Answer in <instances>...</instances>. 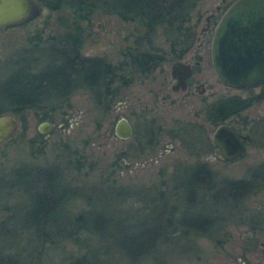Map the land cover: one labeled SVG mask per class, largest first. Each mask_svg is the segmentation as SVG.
Returning a JSON list of instances; mask_svg holds the SVG:
<instances>
[{
  "label": "rangeland",
  "instance_id": "obj_1",
  "mask_svg": "<svg viewBox=\"0 0 264 264\" xmlns=\"http://www.w3.org/2000/svg\"><path fill=\"white\" fill-rule=\"evenodd\" d=\"M227 1L232 3L234 0ZM221 3L222 0L199 2L190 21L196 36L205 25L208 14ZM60 23L56 14H49L45 8V13L27 24L0 30V81L8 76L11 69H26L32 65L35 57L49 59V53L24 50L34 45L33 36L37 32L44 39L48 38L56 33ZM85 27L83 54L117 62L122 59L121 51L131 41L129 34L134 25L122 21L117 15L96 14L89 23H85ZM29 39L33 40L31 44ZM153 41L155 46L168 49L169 43L161 29L156 31ZM196 45L195 40L190 50L193 51ZM175 60L167 59L158 64L147 77H136L120 90L107 109L97 105L89 90L80 89L71 96L69 104L55 110L49 118L43 119L35 111L26 112L24 120L17 115L19 128L10 139L0 141V171H4L3 174L0 172V221L13 210L18 213L15 225L18 229L28 230L25 231L27 240L20 242L24 248L26 245L24 254L31 250L27 245L32 241L28 234L33 232L23 228V225L33 205L34 192L31 187L28 188L29 180H21L23 174L14 171L20 167L55 164L60 167L70 165L66 178L73 187L83 188L82 192L92 201L96 223L103 224L99 228V236L94 237L96 242L92 246L91 260L108 264H137L119 254L123 245L121 239L124 235L129 238L130 235L143 233L150 251L140 264H255V252L251 249L259 241L264 242V182L234 209L226 206L219 208L221 216L227 218L230 213L232 216L221 221L219 231L213 237L195 231L182 236L181 231H185L188 225L204 226L212 205L206 207L199 202L185 204V196L176 200L172 189H169L175 183L178 168H193L200 163H205L220 179H250L253 176L255 167L264 161V97L256 94L261 87L243 91L223 84L214 71L208 50L201 77L209 89L203 94L179 92L174 96L190 102L164 103L162 95L172 94L168 79ZM235 94L246 96L251 104L227 121L249 139L241 158L225 161L214 145L207 146L201 141L207 140L212 144V133L216 127L207 116L206 109L213 103L209 101ZM172 99L173 96H170ZM122 116L127 117L135 128L133 136L128 139L119 138L115 133L116 123ZM43 121L54 123L50 134L39 131ZM148 125L159 129L157 138L149 146L144 144L143 137ZM190 125L196 129L200 139L199 155L190 151L187 135H184L189 133ZM68 180L62 179L60 184L69 187ZM13 181L20 187L15 186ZM158 191L168 193L162 199ZM131 192L143 200L134 197L125 205L123 196ZM72 203L73 207L63 208L66 210L59 213L47 229L55 230L59 222L69 220L70 223L75 213L89 209V202L81 196L73 198ZM175 205L182 208V215L174 217V222L182 229L172 227L168 237L171 242L159 240L152 245L153 233L162 228L161 219L166 212L175 213L172 209ZM67 224L65 222V226ZM253 230L252 239L244 238L250 237ZM80 236L86 238L85 233ZM84 252V248L66 240L59 245H46L41 255L38 253V258L35 257V262L30 264H68Z\"/></svg>",
  "mask_w": 264,
  "mask_h": 264
},
{
  "label": "trees",
  "instance_id": "obj_2",
  "mask_svg": "<svg viewBox=\"0 0 264 264\" xmlns=\"http://www.w3.org/2000/svg\"><path fill=\"white\" fill-rule=\"evenodd\" d=\"M47 8L49 14L55 13L61 23L54 35L43 38L40 32L29 39L31 47L24 51L49 53V59L33 58V64L29 67L11 69L8 76L0 81V115L4 113L19 115L24 120V114L35 111L43 118H49L57 109L69 104L71 96L80 89H87L92 93L94 101L101 108L111 106L116 96L123 87L130 85L136 77H147L154 67L167 59H178L188 52L195 40L196 32L192 24V12L201 0H40ZM117 15L122 21L134 25L129 34L130 42L121 51L122 59L113 62L106 57L87 56L83 54L84 45L83 30L85 23H89L92 16ZM158 29L163 31L168 49L159 48L153 44V36ZM250 100L246 102H215L210 110L208 118L214 124L225 121L247 108ZM155 124V123H154ZM190 125L187 135L190 151L200 154L201 146L196 129ZM159 129L148 125L144 132V144H151L158 136ZM207 146H213L209 141L203 140ZM70 165L60 167L55 164L49 166H37L29 168H13L16 174H23L21 180H29V186L33 193V205L23 228L32 230L28 234L31 238L30 253L24 254L25 248L21 240H25L26 229H18V213L13 210L10 215L0 221V264H30L41 255L42 248L59 245L60 242L72 240L85 252L80 257H75L68 264H108L91 260L92 246L96 242L94 237L99 236V228L103 224L96 223V216L92 207V201L83 193V188L73 187L68 180L66 170ZM2 174L3 172L0 171ZM189 176V177H188ZM192 176V177H191ZM264 161L253 170L250 179H220L207 167L200 163L193 168L181 166L175 176V183L170 186L175 199L185 196V204L199 202L211 204L212 208L207 212L204 226L188 225L182 236H187L192 231L197 234L211 237L218 233L221 221L228 220L221 216L219 208L226 206L234 209L239 206L249 195L253 194L264 180ZM68 180L69 187L60 184L62 179ZM187 178V179H184ZM20 187V184L14 182ZM106 185L105 183H101ZM115 186L116 185H107ZM65 188V189H63ZM188 189L190 191H188ZM184 192L186 195H184ZM167 191H158L162 199ZM81 196L89 202V209L75 213L72 222H59L55 230L47 229L51 221L56 220L63 208H68L71 200ZM86 196V197H85ZM140 196L134 192L124 194L126 202ZM122 200V201H123ZM121 201V202H122ZM68 205L66 206V204ZM120 202V203H121ZM235 206V207H234ZM73 207V206H72ZM171 208V207H170ZM147 210H150L146 206ZM175 213H165L161 219L159 231L153 233L151 244L159 240L171 242L169 231L174 227L180 228L174 222L175 215H182V208L177 205L172 207ZM177 211L178 214H177ZM70 213L71 210H70ZM170 215H174L173 217ZM67 222V226H65ZM56 224V223H54ZM182 229V228H180ZM85 233L86 238L80 234ZM177 237H181L178 235ZM27 240V239H26ZM122 246L119 254L137 264L141 263L150 251L149 242L145 240V234L122 237ZM28 242V241H27ZM150 244V245H151ZM41 250V251H40ZM40 251V252H39ZM140 261V262H139Z\"/></svg>",
  "mask_w": 264,
  "mask_h": 264
},
{
  "label": "water",
  "instance_id": "obj_3",
  "mask_svg": "<svg viewBox=\"0 0 264 264\" xmlns=\"http://www.w3.org/2000/svg\"><path fill=\"white\" fill-rule=\"evenodd\" d=\"M42 13H45V8L40 0H0V30L27 24ZM206 19L209 20V16ZM211 54L214 71L225 85L238 89L260 86L264 81V0H234L228 6L215 27ZM180 67L185 68L186 74L190 73L189 66L177 60L171 65L172 75ZM19 125L15 114L0 115V141L10 139ZM53 127L54 123L43 121L39 131L50 134ZM134 131L127 117L122 116L117 121V137L128 139ZM212 143L225 161L241 158L247 148L229 122L215 127ZM244 238L249 239L247 236Z\"/></svg>",
  "mask_w": 264,
  "mask_h": 264
},
{
  "label": "flooded vegetation",
  "instance_id": "obj_4",
  "mask_svg": "<svg viewBox=\"0 0 264 264\" xmlns=\"http://www.w3.org/2000/svg\"><path fill=\"white\" fill-rule=\"evenodd\" d=\"M230 4L231 3H228V1L226 0L225 3L222 2L221 4L217 5V6H219V10H217V6H216L215 10L208 14L209 20H207V19L205 20V25L201 28L200 32L196 36V41H197L196 48H194L193 51L189 50L182 57L177 59V60L182 61L184 63V65L189 66L190 73L186 74L185 68L180 67L178 70H176L175 75H172V71H171L172 69L170 67V78L168 79V83H169L170 88L172 90V94L170 96H173V99L170 100L169 95L163 94L162 95V102H164V103L170 102V101H172V102H190L189 100H181L180 98H174V96H176L179 92H183V93L194 92V93L203 94L207 89H209V85L207 84L205 79H203L201 77L202 66L204 65V58L207 56L208 50H210V52H211V42H212L215 27H216L219 19L221 18V16L223 15V13L225 12V10L228 8V6ZM209 36H211V37L209 38ZM177 60H175V61H177ZM211 60H212V54H211ZM260 87H261L260 92L256 93V94L259 97L260 96L264 97V81L261 82L260 86L249 88V89H255V88H260ZM231 88H233V87H231ZM236 89H238V88H236ZM249 89H239V90L245 91V90H249ZM209 102H213V103H215V102H246V96L244 97L241 94H235V95L229 96L227 98H219V99L209 101ZM213 103H210L208 105V108L206 109L207 115H208V109L210 110ZM250 104H251V102H250ZM147 108H149V106H147ZM223 122H228V121L226 119ZM223 122H220V123H223ZM220 123L216 124V126L219 125ZM235 129L237 130V128H235ZM238 133L240 134L241 138L243 139V141L245 142V144L247 146L248 139H249L248 136L243 135L239 131H238ZM263 182H264V180H263ZM256 223H257V220H256ZM254 232H255V230H253L250 233L251 236L249 237V240L254 237ZM256 244H258V245H255V247L251 249V250H253V252H255L254 258L256 260L254 263L255 264H264V259H263V257H264V242L259 241V243H256ZM259 247L262 248L261 251H260Z\"/></svg>",
  "mask_w": 264,
  "mask_h": 264
}]
</instances>
